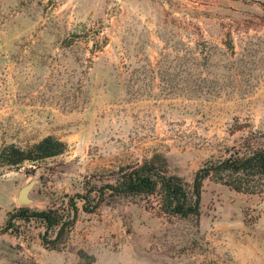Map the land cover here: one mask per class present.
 <instances>
[{
    "label": "rangeland",
    "instance_id": "rangeland-1",
    "mask_svg": "<svg viewBox=\"0 0 264 264\" xmlns=\"http://www.w3.org/2000/svg\"><path fill=\"white\" fill-rule=\"evenodd\" d=\"M45 137L64 152L0 164V264H264V193L207 178L185 217L90 193L145 160L189 187L264 149V0H0V150Z\"/></svg>",
    "mask_w": 264,
    "mask_h": 264
},
{
    "label": "trees",
    "instance_id": "trees-1",
    "mask_svg": "<svg viewBox=\"0 0 264 264\" xmlns=\"http://www.w3.org/2000/svg\"><path fill=\"white\" fill-rule=\"evenodd\" d=\"M65 148L62 142L52 137L41 139L27 150L10 145L0 150V164L18 166L24 162H35L60 155ZM207 178L220 181L238 192L264 193V149L242 146L229 149L223 159L208 162L199 168L189 187L180 178L160 170L153 160H145L141 164L120 167L111 183L103 185L98 192L94 190L90 193L94 192L93 198L97 202L108 191L119 196L159 193L160 208L164 213L185 217L198 213L202 184ZM77 198L84 202L83 208L87 211V195H77ZM34 217L44 224L45 233L56 231V237L63 233L68 222H72L67 217L62 218L53 208L36 213ZM12 218H15L14 215L9 214L4 231L11 227Z\"/></svg>",
    "mask_w": 264,
    "mask_h": 264
},
{
    "label": "water",
    "instance_id": "water-1",
    "mask_svg": "<svg viewBox=\"0 0 264 264\" xmlns=\"http://www.w3.org/2000/svg\"><path fill=\"white\" fill-rule=\"evenodd\" d=\"M26 192H27V189H23V190H21V192L19 193L18 201H19L21 204H26V203H27Z\"/></svg>",
    "mask_w": 264,
    "mask_h": 264
}]
</instances>
